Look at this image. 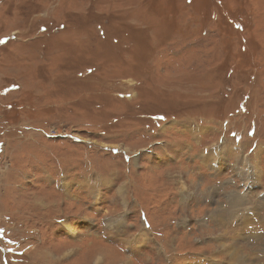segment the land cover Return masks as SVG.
I'll list each match as a JSON object with an SVG mask.
<instances>
[{
	"label": "rangeland",
	"instance_id": "1",
	"mask_svg": "<svg viewBox=\"0 0 264 264\" xmlns=\"http://www.w3.org/2000/svg\"><path fill=\"white\" fill-rule=\"evenodd\" d=\"M0 264H264V0H0Z\"/></svg>",
	"mask_w": 264,
	"mask_h": 264
},
{
	"label": "bare ground",
	"instance_id": "2",
	"mask_svg": "<svg viewBox=\"0 0 264 264\" xmlns=\"http://www.w3.org/2000/svg\"><path fill=\"white\" fill-rule=\"evenodd\" d=\"M69 230V229H68ZM233 245V244H232ZM234 252V251H233ZM100 259V258H99Z\"/></svg>",
	"mask_w": 264,
	"mask_h": 264
}]
</instances>
